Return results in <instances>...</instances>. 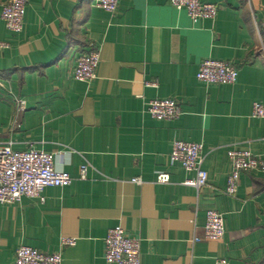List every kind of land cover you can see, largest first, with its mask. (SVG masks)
Returning <instances> with one entry per match:
<instances>
[{
  "label": "crops",
  "instance_id": "crops-1",
  "mask_svg": "<svg viewBox=\"0 0 264 264\" xmlns=\"http://www.w3.org/2000/svg\"><path fill=\"white\" fill-rule=\"evenodd\" d=\"M7 1L0 146L54 153L73 181L46 188L43 200L0 203V264H15L21 246L62 251L63 264H107L104 240L115 226L141 240L142 264H264V171L243 172L237 194H226L230 151L264 160V118L253 117L254 104L264 105V0H202L219 12L197 22L171 0H120L114 14L97 0H30L21 33L2 19ZM90 43L101 54L98 77L77 81ZM208 59L234 64L237 82L199 81ZM168 98L182 115L153 118L149 102ZM176 140L204 147L200 190L185 185L194 173L170 162ZM160 172L169 183L157 182ZM210 210L224 216L218 241L205 237ZM63 238L77 243L62 249Z\"/></svg>",
  "mask_w": 264,
  "mask_h": 264
},
{
  "label": "built area",
  "instance_id": "built-area-1",
  "mask_svg": "<svg viewBox=\"0 0 264 264\" xmlns=\"http://www.w3.org/2000/svg\"><path fill=\"white\" fill-rule=\"evenodd\" d=\"M30 0H8L2 6V19L6 28L14 33H21L24 28L26 9ZM120 0H97L96 6L106 12L116 13ZM171 4L178 10H186L193 22L199 20H215L219 7L202 0H171ZM264 36V18L257 24ZM7 44L0 41V50L7 48ZM264 53V45L262 46ZM101 54L95 44L90 43L89 51L77 60L73 72L74 79L82 82H94L98 77ZM239 70L226 61L204 60L197 75L199 81L206 84L233 85L238 80ZM149 86L157 87V82H149ZM148 112L159 121L175 120L182 115V109L176 99H156L148 104ZM253 117L264 118V105L255 103ZM204 147L202 144L176 140L170 154L172 165H180L187 172L195 176L185 182V185L198 190L208 183V172L203 168ZM229 160L232 171L228 177L226 194H237L241 174L248 171H264V160L250 151H230ZM57 155L36 149L15 151L11 144L0 146V203L13 204L23 197L40 198L48 187L65 188L70 186L73 179L64 170L56 167ZM88 166L81 168V179L85 180ZM170 175L160 172L157 182L167 184ZM141 184V178L133 180ZM207 240L218 241L225 236V220L223 214L210 210L207 213L205 225ZM195 241H200L196 239ZM77 239L63 238L62 249L75 246ZM104 259L107 264H142L141 240L131 237L121 226L108 230L104 240ZM15 264H63L62 251L44 253L29 246H21L16 251ZM216 264H229L226 259H218Z\"/></svg>",
  "mask_w": 264,
  "mask_h": 264
}]
</instances>
